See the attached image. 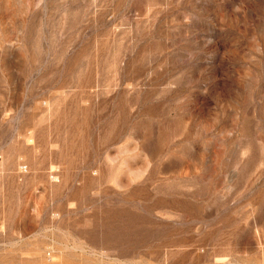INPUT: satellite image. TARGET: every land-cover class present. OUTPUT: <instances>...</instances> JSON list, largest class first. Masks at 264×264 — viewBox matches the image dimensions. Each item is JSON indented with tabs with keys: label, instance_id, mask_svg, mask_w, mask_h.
Wrapping results in <instances>:
<instances>
[{
	"label": "rangeland",
	"instance_id": "rangeland-1",
	"mask_svg": "<svg viewBox=\"0 0 264 264\" xmlns=\"http://www.w3.org/2000/svg\"><path fill=\"white\" fill-rule=\"evenodd\" d=\"M0 264H264V0H0Z\"/></svg>",
	"mask_w": 264,
	"mask_h": 264
}]
</instances>
